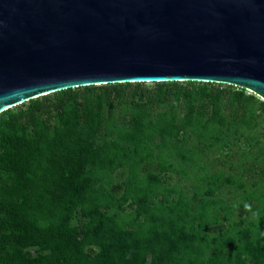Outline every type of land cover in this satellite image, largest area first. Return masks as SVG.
Here are the masks:
<instances>
[{
	"label": "trees",
	"instance_id": "16d2710c",
	"mask_svg": "<svg viewBox=\"0 0 264 264\" xmlns=\"http://www.w3.org/2000/svg\"><path fill=\"white\" fill-rule=\"evenodd\" d=\"M0 264H264V101L120 83L4 111Z\"/></svg>",
	"mask_w": 264,
	"mask_h": 264
},
{
	"label": "water",
	"instance_id": "95a60500",
	"mask_svg": "<svg viewBox=\"0 0 264 264\" xmlns=\"http://www.w3.org/2000/svg\"><path fill=\"white\" fill-rule=\"evenodd\" d=\"M158 82L264 100V0H0V114L67 89Z\"/></svg>",
	"mask_w": 264,
	"mask_h": 264
},
{
	"label": "clouds",
	"instance_id": "9594fccd",
	"mask_svg": "<svg viewBox=\"0 0 264 264\" xmlns=\"http://www.w3.org/2000/svg\"><path fill=\"white\" fill-rule=\"evenodd\" d=\"M246 207H250V206L246 205Z\"/></svg>",
	"mask_w": 264,
	"mask_h": 264
},
{
	"label": "rangeland",
	"instance_id": "374dc122",
	"mask_svg": "<svg viewBox=\"0 0 264 264\" xmlns=\"http://www.w3.org/2000/svg\"><path fill=\"white\" fill-rule=\"evenodd\" d=\"M262 100V99H261ZM263 101V100H262Z\"/></svg>",
	"mask_w": 264,
	"mask_h": 264
},
{
	"label": "built area",
	"instance_id": "2783aa9c",
	"mask_svg": "<svg viewBox=\"0 0 264 264\" xmlns=\"http://www.w3.org/2000/svg\"><path fill=\"white\" fill-rule=\"evenodd\" d=\"M264 101V100H263Z\"/></svg>",
	"mask_w": 264,
	"mask_h": 264
}]
</instances>
